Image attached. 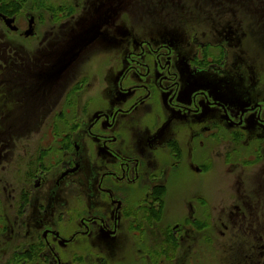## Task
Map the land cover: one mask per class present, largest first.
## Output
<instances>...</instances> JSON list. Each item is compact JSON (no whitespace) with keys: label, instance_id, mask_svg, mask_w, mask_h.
Instances as JSON below:
<instances>
[{"label":"flooded vegetation","instance_id":"flooded-vegetation-1","mask_svg":"<svg viewBox=\"0 0 264 264\" xmlns=\"http://www.w3.org/2000/svg\"><path fill=\"white\" fill-rule=\"evenodd\" d=\"M29 1L0 0L8 35L37 37L40 15L23 29L9 11ZM36 1L67 20L86 5ZM126 8L151 36L124 39L109 91L84 101L92 89L73 67ZM81 23L59 30V44L38 40L35 62L0 46V264H264V97L225 79L250 68L246 43L264 44V0H110ZM218 158L240 174L169 227L170 182L183 170L210 175Z\"/></svg>","mask_w":264,"mask_h":264},{"label":"rangeland","instance_id":"rangeland-1","mask_svg":"<svg viewBox=\"0 0 264 264\" xmlns=\"http://www.w3.org/2000/svg\"><path fill=\"white\" fill-rule=\"evenodd\" d=\"M31 1L20 6L15 13L18 15L17 17L19 18L21 23L20 25L23 29L26 28L27 20L30 15L37 17L40 15L42 17L41 19H38L39 27L37 37L26 40L18 35H8L5 31V28L0 25V35H4L2 37V40L0 41V46H4L1 50L6 51L8 56L12 55L11 53L14 52H18L19 57L28 58L29 55L33 58L32 59L29 57V62H35V55L33 54V51L39 50L38 40H42L44 35L54 34L56 37L52 39V42L57 41V44H59L58 40H61L58 39L60 35L59 30H61V36L64 35L65 31L68 33L70 30H77L82 24L81 22H83V20L86 21L88 19H91L92 21H94V15L97 9L103 5H106L107 3H110V0H48L49 4L52 5V8H56L58 7V5H61L68 9L73 8L79 2L80 4L86 3V5L83 4V12L82 10H75L73 12L74 14L72 13V15L75 16L67 20L60 17L61 14L59 11L35 10V6L31 4ZM123 1L124 0H118V2ZM31 8H33V10ZM71 11L73 10H67L68 16ZM49 15L53 20L49 18ZM139 15V12L134 10L133 8H126V11H120L119 14H116L113 19L116 27L115 32H111L109 30L107 31L105 28H103L101 32L104 37L100 39V44H97L91 51V54L89 56V58L91 57V59H87L88 54L84 55L81 59L82 61L78 65L76 64L73 67L74 71L78 70L76 74L77 78H83L84 80H86L82 83L83 87L88 85L92 89L88 94L83 95L84 101L93 100V98H95L96 100L97 98L107 94V92L109 91V84L113 74L112 64L114 62L113 68L116 69L118 63L120 62V59H122L123 57V53L131 47L130 43H126L124 39L131 37L133 40H135L136 36L137 40H141L143 38L139 36L147 34L143 32H135V27H133L132 23L129 21V17L140 18ZM145 30L151 31L150 29ZM147 35L151 36V34ZM124 36L126 37L124 38ZM61 44L62 43H60V45ZM246 45V48L249 52V62L252 60L251 64L249 65L251 69H239L238 67L235 71L226 70L225 79L232 81L234 85L241 86V88H244L247 91L255 90V92H252L253 98L252 93L246 95V97L251 96V100L256 102L259 99L257 98L258 95L256 93L261 94L262 97H264V44H258L256 42L252 44L246 43ZM111 52H113V56L110 55ZM246 67H248V65H246ZM66 77V82H69L70 76L68 77L67 75ZM84 91H87V89L85 90L84 88ZM83 118L86 119L87 115L83 114ZM26 140L27 139L20 141ZM25 144L26 143H21L19 145L22 147L25 146ZM84 153H86V157H88L89 152L87 148L84 150ZM87 162L88 165L84 163L85 170L83 174H86L87 172H89V170L92 171L90 162L88 160ZM225 170L226 168L223 167V159L218 158L217 160H214L213 165L210 168V175L205 172L204 174L195 176L196 174L194 175L192 170L191 173L183 170L176 176V178H173V180L168 185V190L172 195H169L167 197L165 206L162 207L163 212H165L164 218L166 219V221L170 222L169 227L173 228L175 224H180L181 222H183V220L185 219H182L185 210L184 207H186L188 202H193V205L199 206V203H197L198 201L196 199H193L196 195H206L210 201H217L218 199H220V195H223L224 192H227V185L222 180L226 179L231 181L236 177L237 174H240V171L238 169L235 170L232 175H228L227 171ZM210 205L212 208H217V210H215V213L219 212L221 208L220 202H210ZM230 205H232V202L230 200L225 203L226 208H228ZM211 237L218 242V234H211ZM160 239L161 237L158 238V242L162 241ZM160 247L161 245L160 243H158V254L161 251ZM122 251L123 250H121V252ZM179 252L180 251H178L177 254L180 257ZM165 259L170 260V257ZM164 264H170V262L167 261Z\"/></svg>","mask_w":264,"mask_h":264},{"label":"water","instance_id":"water-1","mask_svg":"<svg viewBox=\"0 0 264 264\" xmlns=\"http://www.w3.org/2000/svg\"><path fill=\"white\" fill-rule=\"evenodd\" d=\"M3 18V20L6 22V24L8 25V26H10L11 25V23L13 22L12 20H7V19H5L4 17H2ZM32 22H33V20H32ZM12 30H15V29H13V28H11ZM29 35H31V32L30 31H28L27 33H26V36H29Z\"/></svg>","mask_w":264,"mask_h":264},{"label":"trees","instance_id":"trees-1","mask_svg":"<svg viewBox=\"0 0 264 264\" xmlns=\"http://www.w3.org/2000/svg\"><path fill=\"white\" fill-rule=\"evenodd\" d=\"M21 1H26V0H21ZM42 3H43V2H42ZM9 11H10V13H11V12H16V10H14V9H13V10H9Z\"/></svg>","mask_w":264,"mask_h":264}]
</instances>
